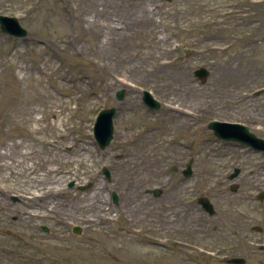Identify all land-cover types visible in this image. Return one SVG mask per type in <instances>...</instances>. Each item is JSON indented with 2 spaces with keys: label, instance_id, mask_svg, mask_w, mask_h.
Listing matches in <instances>:
<instances>
[{
  "label": "rangeland",
  "instance_id": "374dc122",
  "mask_svg": "<svg viewBox=\"0 0 264 264\" xmlns=\"http://www.w3.org/2000/svg\"><path fill=\"white\" fill-rule=\"evenodd\" d=\"M154 3L152 26L117 29L93 48L101 26ZM0 15L26 30H0V264H264V235L252 230H264V153L207 129L240 122L264 139V0H0ZM200 68L210 73L204 83L193 76ZM111 107L114 138L100 150L93 126ZM213 196L235 223L227 242L209 237L197 205ZM93 198L105 211L85 208ZM33 205L50 214L49 233Z\"/></svg>",
  "mask_w": 264,
  "mask_h": 264
},
{
  "label": "water",
  "instance_id": "95a60500",
  "mask_svg": "<svg viewBox=\"0 0 264 264\" xmlns=\"http://www.w3.org/2000/svg\"><path fill=\"white\" fill-rule=\"evenodd\" d=\"M0 29L2 32L8 33L16 38H24L26 36V30L22 28L16 18L0 15ZM194 76L198 80H200L201 83H204L209 76V71H207L205 68H200L194 72ZM124 97V90H118L115 93V98L119 102L122 101ZM142 101L150 110H159L161 107V104L157 100H155L152 95L147 91L142 92ZM115 114V108L103 109L100 111L99 115L96 118L93 127V135L100 150L106 149L113 140V118ZM207 127L208 129L214 132V135L218 139L237 142L241 145L251 147L254 150L264 152V140L255 137L252 133L249 132L248 128L242 124H231L227 122L214 121L209 123ZM238 172L239 170H235L234 173L230 176V179H234L238 175ZM103 174L105 178L109 181L110 172L106 168L103 169ZM183 175L185 177H189L191 175L190 164H187L186 168L183 171ZM72 185L73 184L71 183L70 186ZM236 188L237 186L232 185L231 190L235 191ZM148 192L152 193L155 197H158L160 195V191L157 189H152ZM13 199L15 200V198ZM258 199L264 200V193L259 194ZM112 200L115 204L118 201L117 194L114 192L112 193ZM198 204L202 207L205 212L211 211V205L206 198H200L198 200ZM254 230L257 231L258 228H254ZM73 232L79 234V227H75ZM261 249H264V247H261ZM228 263L245 264V260L241 258H233Z\"/></svg>",
  "mask_w": 264,
  "mask_h": 264
},
{
  "label": "bare ground",
  "instance_id": "6f19581e",
  "mask_svg": "<svg viewBox=\"0 0 264 264\" xmlns=\"http://www.w3.org/2000/svg\"><path fill=\"white\" fill-rule=\"evenodd\" d=\"M130 9V8H129ZM126 9L125 13H123L121 15V17L118 18V20L114 23H106L105 26H101L103 29H106V34L101 35V33H95V38L94 36H92V38L90 39L91 42H93V48H98L100 47L99 43H101V38H105L108 34H110L113 31H116L117 29H119V31H122L123 33H127L128 32H132L131 30L135 31V29H139L137 27H141L144 25H148V26H152L153 25V21L152 18L154 16H157V14L159 13V7L156 6V4H149L146 5L143 8H136V9ZM96 13H98V16H103L100 10H97ZM88 27H89V23L86 21L85 22ZM118 26V27H117ZM100 27V28H101ZM93 29L95 28H99V26L93 24ZM99 28V29H100ZM89 29V28H88ZM138 31V30H136ZM83 32V28H81L79 26V32L78 34L81 36ZM108 33V34H107ZM154 43V42H153ZM113 45V42L109 41L108 46ZM80 81V80H79ZM186 107L183 108H178V107H174L171 108L173 110V112L185 116L187 118L191 117V112L187 111L185 109ZM71 162L70 160H68L67 158H65L63 160L64 164H67ZM62 163V164H63ZM30 171H32V168L29 169ZM58 170V168L55 169V171ZM88 210H99V212L105 211L104 206H102L99 201L95 198H93L90 203L85 207Z\"/></svg>",
  "mask_w": 264,
  "mask_h": 264
},
{
  "label": "flooded vegetation",
  "instance_id": "af4514ba",
  "mask_svg": "<svg viewBox=\"0 0 264 264\" xmlns=\"http://www.w3.org/2000/svg\"><path fill=\"white\" fill-rule=\"evenodd\" d=\"M219 142L226 143L224 141H219ZM214 199L216 200L214 201ZM217 200H218L217 197L213 198V200H209L211 203L212 209L210 213L206 214L208 221L206 223L205 229H207L208 235L212 240L217 241L220 239L222 242H227L229 232H230V226L231 225L235 226V223L234 222L231 223L229 219L230 213H229L228 207L225 205L218 204V202H216ZM15 204L19 205L21 208L27 207V205L23 202L22 198H19ZM39 204H41V206L44 205L41 200H39ZM33 206L34 208H37L38 210H41L44 212L43 215L41 216L36 215V218L34 217V219L37 222H39L38 224L39 229L44 233H49L48 222L51 221V219L49 218L50 214L47 212V209H43L39 205H33ZM192 210H195V207H193ZM21 216L27 217L28 215L25 213H22L19 210V217ZM32 217L33 216H30V218ZM244 227H245L244 222H239L238 232L241 233L242 235L245 234ZM259 233L261 235H264V230L261 227H260ZM238 238H239V235H238ZM263 239H264V236H263Z\"/></svg>",
  "mask_w": 264,
  "mask_h": 264
}]
</instances>
